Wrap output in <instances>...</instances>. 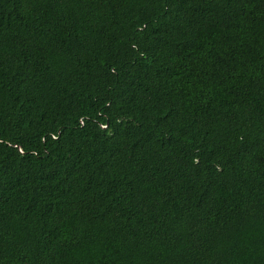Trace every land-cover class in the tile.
<instances>
[{"label":"trees","instance_id":"1","mask_svg":"<svg viewBox=\"0 0 264 264\" xmlns=\"http://www.w3.org/2000/svg\"><path fill=\"white\" fill-rule=\"evenodd\" d=\"M0 264H264V0H0Z\"/></svg>","mask_w":264,"mask_h":264}]
</instances>
